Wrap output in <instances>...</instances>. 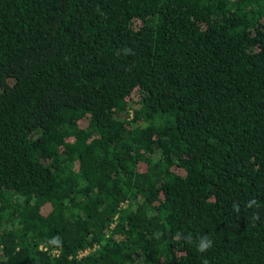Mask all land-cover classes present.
<instances>
[{
    "label": "trees",
    "instance_id": "obj_1",
    "mask_svg": "<svg viewBox=\"0 0 264 264\" xmlns=\"http://www.w3.org/2000/svg\"><path fill=\"white\" fill-rule=\"evenodd\" d=\"M0 264H264V0H0Z\"/></svg>",
    "mask_w": 264,
    "mask_h": 264
},
{
    "label": "built area",
    "instance_id": "obj_2",
    "mask_svg": "<svg viewBox=\"0 0 264 264\" xmlns=\"http://www.w3.org/2000/svg\"><path fill=\"white\" fill-rule=\"evenodd\" d=\"M86 250H87V249H84V250L80 251L79 253H84Z\"/></svg>",
    "mask_w": 264,
    "mask_h": 264
}]
</instances>
